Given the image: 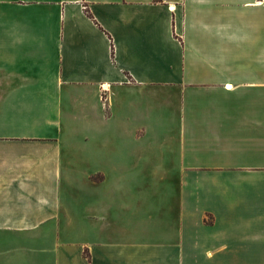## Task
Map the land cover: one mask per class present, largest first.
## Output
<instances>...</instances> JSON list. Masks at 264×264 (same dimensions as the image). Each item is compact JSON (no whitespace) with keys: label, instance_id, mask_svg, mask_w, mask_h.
I'll list each match as a JSON object with an SVG mask.
<instances>
[{"label":"crops","instance_id":"1","mask_svg":"<svg viewBox=\"0 0 264 264\" xmlns=\"http://www.w3.org/2000/svg\"><path fill=\"white\" fill-rule=\"evenodd\" d=\"M0 264H264V0H0Z\"/></svg>","mask_w":264,"mask_h":264},{"label":"trees","instance_id":"2","mask_svg":"<svg viewBox=\"0 0 264 264\" xmlns=\"http://www.w3.org/2000/svg\"><path fill=\"white\" fill-rule=\"evenodd\" d=\"M87 14H88L89 16H91L88 12H87Z\"/></svg>","mask_w":264,"mask_h":264}]
</instances>
